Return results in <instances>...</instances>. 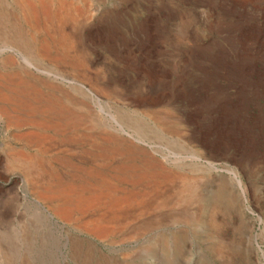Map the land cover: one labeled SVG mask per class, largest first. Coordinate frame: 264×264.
Returning a JSON list of instances; mask_svg holds the SVG:
<instances>
[{"label":"rangeland","instance_id":"rangeland-1","mask_svg":"<svg viewBox=\"0 0 264 264\" xmlns=\"http://www.w3.org/2000/svg\"><path fill=\"white\" fill-rule=\"evenodd\" d=\"M0 264H264V0H0Z\"/></svg>","mask_w":264,"mask_h":264},{"label":"bare ground","instance_id":"bare-ground-1","mask_svg":"<svg viewBox=\"0 0 264 264\" xmlns=\"http://www.w3.org/2000/svg\"><path fill=\"white\" fill-rule=\"evenodd\" d=\"M9 37V36H8ZM11 38V37H10ZM8 41V40H6ZM29 159V158H28ZM30 160V159H29ZM29 164V163H28ZM226 171V170H225ZM236 178V177H235ZM181 179V178H180ZM192 180V179H191ZM190 181V180H189ZM236 182L238 185H240V180L236 178ZM199 183V182H198ZM188 186V194L191 196V198L195 197L196 195V189H197V184H195L194 182H190ZM223 186V185H222ZM220 187V186H219ZM218 187V188H219ZM221 188V187H220ZM225 189V188H224ZM223 189L217 190L215 193H213L214 195L211 197L212 201L216 204L219 203H224L225 206L230 209L231 208V202L233 197L229 194V192L226 191H222ZM226 190V189H225ZM188 197V196H187Z\"/></svg>","mask_w":264,"mask_h":264}]
</instances>
